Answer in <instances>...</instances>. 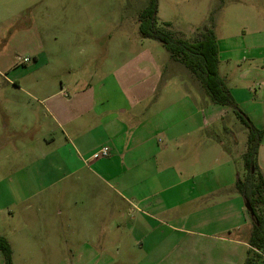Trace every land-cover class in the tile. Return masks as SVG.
I'll return each instance as SVG.
<instances>
[{"label": "crops", "instance_id": "0c3cea01", "mask_svg": "<svg viewBox=\"0 0 264 264\" xmlns=\"http://www.w3.org/2000/svg\"><path fill=\"white\" fill-rule=\"evenodd\" d=\"M105 86L26 92L2 107V129L22 135L3 143L21 151L2 159L14 171L0 195V212L18 219L13 240L0 234L12 252L14 244L18 253L39 246L49 259L74 264L238 262L233 249L248 250L251 216L235 190L243 177L234 156L214 136L215 120L179 108L185 98L165 112V103L175 101L167 96L155 111L141 112L151 95L99 94ZM105 147L110 155L97 157ZM258 165L264 174L263 143ZM189 244L202 252L182 254Z\"/></svg>", "mask_w": 264, "mask_h": 264}, {"label": "rangeland", "instance_id": "374dc122", "mask_svg": "<svg viewBox=\"0 0 264 264\" xmlns=\"http://www.w3.org/2000/svg\"><path fill=\"white\" fill-rule=\"evenodd\" d=\"M148 1L0 0L2 146L7 137L14 144L22 137L2 129L5 120L1 110L12 96L25 97L26 92L35 96L50 95L62 87L75 90L87 84L105 83V87H99V94L113 96L120 90L132 89L137 97L151 95L152 99L143 103L142 109L137 108L141 112L155 111V105L156 108L160 105L157 100L162 96L175 100L165 103L170 104L165 112L172 105L179 107L181 99H188L179 108L198 111L203 121L215 120L214 136L232 152L238 171L245 177L247 172L240 154L246 150L248 129L232 108L213 103L200 81L184 65L174 61L161 43L140 36L138 16ZM158 16L161 28L192 43L207 29L214 31L220 46V76L240 110L264 131V0H159ZM115 80L120 81L119 85ZM7 148L0 147V195L6 192L7 175L14 172L12 163L2 164V159L8 153L13 158L21 153ZM27 164L26 161L24 165ZM220 215L217 214V219ZM17 223V216L13 219L0 212V234L9 240L15 238L13 227ZM202 247L199 245V249ZM14 248L12 264H74L49 259L50 256L38 250L39 246L32 252L28 248L18 253L16 244ZM185 248L182 254L190 257L202 252L192 249L190 244ZM170 249L172 246L164 247V251ZM247 251V248H234V260L238 262L232 264H245ZM137 257L140 258L139 254ZM0 264H5L1 251ZM105 264L200 263L121 259Z\"/></svg>", "mask_w": 264, "mask_h": 264}, {"label": "trees", "instance_id": "16d2710c", "mask_svg": "<svg viewBox=\"0 0 264 264\" xmlns=\"http://www.w3.org/2000/svg\"><path fill=\"white\" fill-rule=\"evenodd\" d=\"M159 0H149L138 16L139 34L143 39L154 40L163 45L171 58L184 65L201 83L210 100L233 109L242 124L248 129V145L244 155L246 176L236 180L235 190L253 208L252 230L248 241L245 264H264V174L258 165L259 149L264 131L240 110L226 87L219 72V45L212 29H207L195 42L175 37L159 26ZM169 25L170 23H166ZM254 168V172H252ZM0 251L5 264H12V249L6 238L0 236Z\"/></svg>", "mask_w": 264, "mask_h": 264}, {"label": "built area", "instance_id": "2783aa9c", "mask_svg": "<svg viewBox=\"0 0 264 264\" xmlns=\"http://www.w3.org/2000/svg\"><path fill=\"white\" fill-rule=\"evenodd\" d=\"M110 155V149L109 147H105L98 154H96L97 157L106 158Z\"/></svg>", "mask_w": 264, "mask_h": 264}, {"label": "water", "instance_id": "95a60500", "mask_svg": "<svg viewBox=\"0 0 264 264\" xmlns=\"http://www.w3.org/2000/svg\"><path fill=\"white\" fill-rule=\"evenodd\" d=\"M252 172H254V168H252ZM246 210L249 212V214L253 217L254 216V211L249 202H246L245 204Z\"/></svg>", "mask_w": 264, "mask_h": 264}]
</instances>
